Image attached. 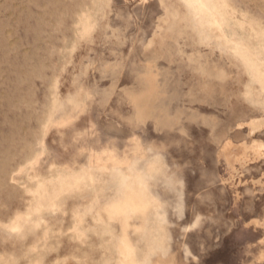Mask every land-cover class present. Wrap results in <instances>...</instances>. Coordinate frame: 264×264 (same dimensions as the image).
Segmentation results:
<instances>
[{"label":"rangeland","instance_id":"rangeland-1","mask_svg":"<svg viewBox=\"0 0 264 264\" xmlns=\"http://www.w3.org/2000/svg\"><path fill=\"white\" fill-rule=\"evenodd\" d=\"M255 120L264 0H0V264H264Z\"/></svg>","mask_w":264,"mask_h":264},{"label":"bare ground","instance_id":"bare-ground-1","mask_svg":"<svg viewBox=\"0 0 264 264\" xmlns=\"http://www.w3.org/2000/svg\"><path fill=\"white\" fill-rule=\"evenodd\" d=\"M217 24V23H216ZM262 123H264L262 120H255L254 122H253V125L256 127V128H260L261 127V125H262ZM261 151V150H260ZM263 151V150H262ZM136 176V175H135ZM90 177V176H89ZM98 188V187H97Z\"/></svg>","mask_w":264,"mask_h":264}]
</instances>
